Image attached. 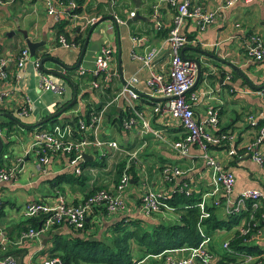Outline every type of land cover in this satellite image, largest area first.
I'll return each instance as SVG.
<instances>
[{
	"label": "crops",
	"instance_id": "1",
	"mask_svg": "<svg viewBox=\"0 0 264 264\" xmlns=\"http://www.w3.org/2000/svg\"><path fill=\"white\" fill-rule=\"evenodd\" d=\"M107 1L85 0L84 6L86 8L90 6L92 11L85 9L86 12L79 15L95 18L96 21L109 13ZM193 1L205 10H213L224 2V0ZM102 2L106 6L99 10L97 8L98 3ZM8 4L0 5V17L2 18L0 28L8 24V28L11 29L10 32H15L9 36L6 34V39L0 35V57L8 59L5 66L9 73L7 79L0 80V92H9L4 103H0V105L8 111H13L20 107L24 95H27L31 102L32 100L34 102L31 105L30 113L27 115L31 118L26 121L17 120L13 113L2 112L21 122L18 124L14 120L16 125H13V132H10L9 135L6 127L0 129V138L3 144H7H5L4 154L5 166L13 167L10 179L6 182H0V228L4 237L1 238L0 235V240H4L6 253L13 255L17 264H43L49 258V249L53 246V235L44 233L36 238L17 243L20 234L23 232L20 228L21 224L29 217L24 214L25 205L28 202H38L55 206L60 200L68 204L72 203L85 197L90 189L111 188L117 183L121 172L124 170L129 175V184L125 191V209L114 216L102 217L99 220L101 222L99 225H93L92 230L96 227L97 236H100L113 220L123 217L138 218L150 224L160 220L170 224L178 219L179 214L171 206V208H163L154 217L146 216L140 210V198L147 191L170 194L179 187L187 188L192 195L199 199L196 203L198 206L204 196L213 189L211 170L201 158V151L197 145H189L187 154L184 155L170 146L173 142L184 139V130L179 121L170 117L166 112H153V106L163 103L165 97L152 95L147 86L149 68L144 67L140 61L131 56L132 49L138 54L153 50L155 53L152 61L153 69L163 72L168 70L170 52L165 41V35L166 29L172 25L175 15V10L170 6L169 1L114 0L112 9L117 22V30L110 21L99 25L98 29L91 35L81 64L77 67L78 69L81 67L92 70L95 57L101 47H111L113 58L110 62L109 80L106 81L109 94L114 97L125 82L129 81L131 77H136L137 81L133 83V86L138 97L134 100V107L142 113L144 119L154 130L160 131V137L150 133L141 134L140 122L131 128H124L123 124L119 125L117 122L113 123L116 117L122 111H126L128 107L123 98H118L105 111L101 134L105 139L115 140L125 152L120 153L107 147L106 156L101 161L99 160V151L90 148L85 149L86 151L82 154L83 160H96V163L82 168L83 183L65 181L58 186L55 185V178L72 172L73 167L70 166L68 159L62 154H55L46 166L40 167L37 163V156L32 151L27 153V150L33 142L34 130L39 128H33L31 125L57 111V107L65 100H71L73 89L65 82L64 95L57 94L58 98L55 99L48 96L46 94L48 92L41 90L39 74L34 69L32 61L40 57L38 51H41L43 47H39L35 56L30 55L31 60L25 64L21 72L22 80L16 82L15 74L19 72L13 59L21 48H27L22 33L16 31V28L19 25L21 29L26 30L32 41H41L44 35L47 36L46 43L50 48L46 52L55 50L51 51L54 58L68 66L76 63L81 47L76 44L74 47L56 45L55 25L58 21L47 14L42 0H16L14 3L12 1ZM152 10L156 12L154 18L151 15ZM132 11L135 14L130 17L129 13ZM120 12L124 14L123 17L119 14ZM137 12L139 16L136 17ZM65 17L69 18L68 16ZM131 18L134 19L127 24ZM84 20L85 18L79 16L68 19L69 22L65 27L72 38L78 32H81L82 36L85 37L87 28L93 22L86 25ZM158 26H162V28L158 29ZM78 29L79 31H77ZM180 33L188 38L187 44L181 50V55L187 59L197 60L201 65L199 73L197 67L196 81L190 89V92L198 94L197 100L192 103L195 119L199 123H204L207 111L217 109L219 120L216 127H211L205 123L206 129L210 132H218V130L233 132L236 135L237 149L238 151L241 150L237 156L232 158L226 154L223 147L210 150L225 168H229L234 173L236 181L233 196L236 197L244 189L264 188V164H256L244 152L246 144L252 141L257 133L256 128L249 125L246 119L247 114H253L256 121L264 122V91L262 95L258 94V90L264 84V62H253L247 56L252 36L257 37L259 42L264 44V0L237 1L231 6L219 9L216 19L203 31L198 30L195 19L187 18L180 28ZM134 37L140 40L136 45L133 42ZM118 52L121 73L117 71L119 66ZM214 57L229 61L233 65L220 63ZM215 64H218L219 67H216ZM207 65L213 67L214 71L211 72ZM44 67L61 71L74 84L73 78L68 74L71 70H63L52 61H46ZM113 70L115 72H112ZM84 75L89 77V83L84 86L83 90L90 88V82L93 79L90 73ZM59 81L62 82L63 80L60 79ZM67 87L70 88L67 89ZM94 94L90 89L89 97L78 101L77 107L69 113L76 114L77 112L74 110L85 109L88 104L94 107L109 100L99 93ZM151 97L158 100H151ZM35 102L39 104V108L35 107L34 114H31ZM10 120V118L0 115V123H7ZM56 125L62 127V130L65 126H69L67 123L63 125L55 123L47 127L49 130H53V126ZM138 147L140 150L136 159H130L127 153L136 150ZM84 154H87L89 159H85ZM165 167L181 171V174L173 176V183L167 180L164 174ZM216 197L220 198L221 194L205 196V209L208 206H214L211 201ZM16 204L20 206L17 207ZM217 207L221 209H219L220 215L226 217L223 207ZM237 225L231 228L217 229L212 235L205 234L202 227L198 226V231L203 239H209L207 242L208 249L213 254L210 264H213L215 260L213 252L217 249L223 253V243L234 239L238 232ZM56 231L61 234L72 233L67 224L59 227ZM251 241L252 243H250ZM251 241L245 240L250 245L260 247L264 253V234L262 237L258 235L257 239ZM192 247L195 246L186 245L179 248L187 249L166 252L159 256L148 255L135 264H171L172 260L189 257ZM195 264L202 263L197 261Z\"/></svg>",
	"mask_w": 264,
	"mask_h": 264
},
{
	"label": "built area",
	"instance_id": "2",
	"mask_svg": "<svg viewBox=\"0 0 264 264\" xmlns=\"http://www.w3.org/2000/svg\"><path fill=\"white\" fill-rule=\"evenodd\" d=\"M13 0H0V5H5ZM169 4L175 10L172 25L169 29L166 43L168 44L170 58L169 67L166 72L157 71L153 69L152 61L154 59V51L149 50L144 54H138L134 49L131 51L132 58L140 61L144 67L149 68L150 74L147 80V86L151 90L152 95H163L165 100L161 104L153 106L154 113H167L170 117L179 121V124L184 130V139L173 142L170 146L178 151L181 155L187 154L189 145H197L201 151V158L205 161L208 168L211 170L213 189L205 196H216L218 193L224 199L220 202L219 198H214L211 202L214 206H222L225 214L233 215L236 213H243L249 211L247 217L243 218L237 225L240 235L247 236V240H255L258 235L264 234V224L260 225V221H264V188H248L242 190L236 197L233 196V188L235 185V175L229 169L225 168L220 160L213 155L210 150L213 148L223 147L226 154L232 158L238 155L236 144V135L232 133H218L210 132L205 127V123L211 127H216L219 115L217 109H209L207 111L206 121L199 123L195 119L192 103L197 100L198 94L190 92L197 76V64L192 59L184 58L181 55L182 48L187 44L188 38L180 33V28L183 26L187 18H193L197 22V28L200 31L210 25L217 17L219 9L228 7L237 1L249 2L250 0H224L223 4L213 10H205L200 5L194 3L193 0H168ZM48 15L59 21L65 17L66 7L64 3L58 0H42ZM68 9L72 7V2L67 6ZM155 11V10H154ZM130 17L134 16V12L129 13ZM74 17L85 18L86 25L95 21V18H86L85 15L74 14ZM72 16V17H73ZM155 15L153 16V18ZM140 40L136 37L133 42L136 45ZM251 46L247 51L248 59L253 62L264 61V44L260 43L258 38L252 36L250 38ZM58 46L69 47L75 46L73 42H67L62 35L58 36ZM113 58V49L108 46L101 47L94 60V67L92 70L79 68L80 75L90 73L93 79L90 82V88H100L101 83L109 80L110 62ZM14 63L19 73L15 74L16 82L22 80L21 72L25 64L31 60L27 48H21L14 57ZM8 62L5 57H0V79L8 78L3 67ZM34 69L39 74L40 88L44 92L56 93L63 96L65 93L64 81L56 80V77L45 74L39 69V59L35 58L32 61ZM99 76V79L96 78ZM137 81L136 77H131L129 81L125 82L120 91L112 98H110L98 112H95L90 117L89 121H78V136H72V127L65 126L64 130L60 126H53V130L35 131L33 142L30 144L27 153L32 151L38 158V165L40 167L46 166L51 157L61 152L62 154H72L74 157L69 162L73 167L76 175L82 174L83 170L79 166V162L83 160L82 154L85 149H93L99 151L100 155L106 154V148L110 147L114 150L124 153L125 151L118 145L115 140L105 139L102 136L103 116L108 106L116 101L118 98H123L126 105L131 109L133 115L123 121L124 128H131L137 122H140V133H150L153 136L160 137V131L154 130L148 121H146L141 112H138L134 107V100L138 97L133 83ZM264 87L258 90V94L262 95ZM9 92H0V103H4ZM32 102L27 95L23 96L22 104L19 107V116H27L31 111ZM73 111V110H71ZM77 112V110H74ZM249 124H255V115L248 114L246 116ZM68 125V124H67ZM140 147L136 150L128 152L127 156L130 159H136ZM245 154L258 165L264 164V125L261 126L256 133L255 138L248 142L244 147ZM11 170L8 172H0V182H6L11 177ZM165 176L170 174L172 176L181 174L179 169L164 168ZM129 184V175L124 170L121 172L118 181L111 188H101L92 192L85 197H82L77 203L68 204L60 200L55 206H48L38 202H28L25 205L24 214L27 216L35 215L42 211L48 213L49 216L44 220L43 224L38 229H28L23 231L17 243H21L26 239H33L41 234L48 232L54 224L71 225L77 229L84 226L88 217L93 211V208L98 205L105 207L108 214L113 215L125 209V191ZM180 191L184 188L180 187ZM161 193L154 191L145 192L141 200L140 210L146 215L150 216L153 213L160 211L161 207L171 208L167 203H161ZM204 196V198H205ZM220 197V198H221ZM203 200L198 204L201 218L208 217V212L205 211V203ZM261 209L262 213L256 218L255 213ZM0 235L2 230L0 228ZM208 238H204L197 246L190 249L189 257L172 260L171 264H195L200 261L202 264H210L213 259V254L209 251L207 242ZM252 243V241L250 242ZM187 248H173L166 252L181 251ZM224 252L233 257V260L227 264H264V253L252 254L249 252L233 250L229 242H224L222 245ZM0 250L4 251V255L0 256V264H17L16 259L6 254L4 240H0ZM159 256V255H154ZM43 264H61L59 257H49Z\"/></svg>",
	"mask_w": 264,
	"mask_h": 264
},
{
	"label": "trees",
	"instance_id": "3",
	"mask_svg": "<svg viewBox=\"0 0 264 264\" xmlns=\"http://www.w3.org/2000/svg\"><path fill=\"white\" fill-rule=\"evenodd\" d=\"M16 0H13V3ZM20 1V0H19ZM66 6L64 8L66 12V16L69 18L63 17L58 22H56L55 29H56V45L58 43V36L62 35L65 37L67 42H73L78 46H82L84 41V37L82 36L81 32L75 33L73 38L70 36L68 31L66 30L65 25L69 22L68 19L74 14H80L82 12L90 11V6L86 8L84 6L85 0H58ZM72 2V7L68 9V5ZM105 3H98L97 8L99 10L101 8H105ZM92 11V10H91ZM156 12L152 10V17ZM122 14L121 17H123ZM171 27V26H170ZM169 28L166 29L167 33L165 37H168ZM158 29L162 28V26H158ZM88 29V28H87ZM76 31V30H75ZM73 32V29H72ZM72 38V40H71ZM165 38V39H166ZM264 62V61H260ZM3 71H6V66L3 67ZM72 71V70H71ZM7 74H9L7 72ZM70 76V75H69ZM71 77V76H70ZM99 79V76L96 80ZM1 80V79H0ZM100 80V79H99ZM74 82V81H73ZM106 82L101 83L100 88H89L85 90L79 89V85L74 82V87L77 93V101L70 106L64 113H69V111L73 110L77 107V102L83 99H87L89 97L90 89L95 94L99 93L102 97H107L110 99L113 95L109 94V87L106 85ZM84 89V88H83ZM94 94V95H95ZM110 95V96H109ZM109 96V97H108ZM70 100L67 99L62 102L58 107L57 110L64 107ZM105 103L101 105H96L92 107L91 105H86L85 109H78L77 113H69L68 115H60L57 117L52 118L48 123L51 125L55 123H60L63 125L65 123L71 125L72 127V136H78V121L84 120L89 121L92 114L98 112L101 107ZM15 110V111H14ZM13 111H8L5 108H2L0 105L1 112H8L13 113L19 116V108L14 109ZM131 109L127 107L126 111H122L121 114L116 117L113 123L119 125L123 124V121L128 119V117L132 116ZM219 115V112H218ZM248 115V114H247ZM15 116V118H17ZM20 117V116H19ZM125 117V119H123ZM13 118V120H16ZM10 120L7 123L1 122L0 129L4 127L7 128V134L9 135L10 132H13V125H16L15 121ZM18 120V119H17ZM252 127H255L258 130L261 126L264 125V122L256 121L255 124H249ZM31 130L30 127H28ZM42 130H49L47 127V123L42 124L39 128L35 129L34 131H42ZM1 131V130H0ZM218 133H226V131L218 130ZM6 144V143H5ZM3 144V149L0 153V172L5 171L8 172L10 169L9 166H5L4 161V154L6 150V146ZM123 144V143H122ZM121 144V145H122ZM7 145V144H6ZM241 150H239L240 152ZM56 154V153H55ZM57 154H62L61 152H57ZM64 157L68 159L70 162L71 159L74 157L72 154L64 153L62 154ZM100 155V154H99ZM105 155H100L99 160H103ZM96 163V160L86 161L81 160L79 162V166L81 168H85L88 165H92ZM83 174V173H82ZM82 175H76L74 169L72 172L62 174L61 176L56 177L55 185L58 186L63 182H71V183H78L82 184L84 179L81 178ZM166 178L169 182H174L173 176L170 174L166 175ZM103 187H97L96 189H90L86 195L95 192L98 189ZM180 188V187H179ZM179 188L175 192L170 194H162L161 195V203H167L169 206L174 208V211L179 214V217L173 223H165L164 221L160 220L157 223L150 224L138 218H121L113 220L109 226H107L100 236H97V229L94 228L92 230L93 225H99L101 222L98 221L102 217H110L114 216L107 213L106 209L102 205L95 206L93 208L92 213L88 217L87 221L85 222L84 226L80 229H77L71 225L67 224V227L72 231L71 234H61L56 231L59 227H62L65 221L60 222L59 224H54L51 229L46 232L48 235H53L52 242L53 246L49 249V257H59L61 260V264H135L138 260L143 259L148 255H162L165 254L167 250L173 248H179L183 246H197L203 237L200 235L198 231V226H201L204 230L205 234L212 235L215 230L217 229H226L231 228L234 225L240 223V221L247 217L249 211H245L243 213H236L233 215H228L223 217L219 213L220 207L217 206H208L205 209L208 212V217L201 218V212L199 207L197 206V202L199 201L190 190L187 188L183 191H180ZM220 202H223L224 199L221 197L219 198ZM79 200H75L72 203H77ZM163 207H161L160 211L153 213L149 217H154L158 215ZM221 210V209H220ZM121 212V211H120ZM262 213L261 209L255 213L256 218L260 216ZM49 216L48 213H44L42 211L37 212L35 215L29 216L28 219L22 222L21 231H27L28 229H38L40 225L43 224L44 220ZM101 217V218H100ZM264 224V221H260V225ZM94 227V226H93ZM92 230V231H91ZM247 236L239 235L236 233L234 239L230 240L229 245L231 248L246 251L249 253H256L260 254L262 249L257 245H250L247 240ZM6 251V250H5ZM7 252V251H6ZM215 260L213 264H227L228 262L233 260V257L230 256L226 252H221V250H215L214 252ZM5 253L3 250H0V256H3ZM7 254V253H6ZM9 254V253H8ZM11 255V254H10ZM13 256V255H12ZM14 257V256H13Z\"/></svg>",
	"mask_w": 264,
	"mask_h": 264
},
{
	"label": "water",
	"instance_id": "4",
	"mask_svg": "<svg viewBox=\"0 0 264 264\" xmlns=\"http://www.w3.org/2000/svg\"><path fill=\"white\" fill-rule=\"evenodd\" d=\"M114 0H108L107 1V5L109 7V13L107 15H104L102 17H100L99 19H97L96 21H94L87 29L86 31V35L84 37V41L82 43V46H81V49H80V52H79V56H78V59L76 61V63L74 65H71V66H68V65H65V63H62L61 61H59L58 59L54 58L53 55L45 52L43 53V55H40V57L38 58L39 59V69L40 71L46 73V74H49L53 77H56V78H59V79H62L65 82L68 83V85H70L73 89V95H72V98L71 100L66 104L64 105V107L60 108L59 110L55 111L54 113H52L51 115H49L48 117L40 120L39 122H37L36 124L34 125H31L33 128L34 127H39L41 126L42 124L44 123H47L48 121H50L52 118L54 117H57V116H60L62 113H64L70 106H72L76 101H77V93H76V90H75V87H74V84L71 82V80L64 74L62 73L61 71H58L56 69H46L44 67V63L46 61H52L54 63H56L57 65H59L61 68H63V70H73L74 68H77L80 66L81 64V61H82V58L85 54V50H86V47L88 45V41L91 37V35L93 34L94 31H96L99 27V25L103 24L104 22L106 21H110L113 23L115 29L117 30V22H116V19H115V16H114V13H113V9H112V2ZM139 16V13L137 12L136 13V17ZM134 18H131L127 21V24L129 23L130 20H133ZM80 29V27H79ZM79 29L77 31H79ZM16 31L18 32H21L24 39H25V43L27 45V48L29 50V53L31 56H35L36 55V52L37 50L39 49V47H44L46 45V41H47V36H43L42 37V40L41 41H32L29 37H28V32L26 30H23L19 27L16 28ZM15 31H11L8 34V36L10 34H13ZM215 60H217L218 62L220 63H227L229 65H233L231 62H227L225 60H221V59H218L217 57H214ZM118 61H119V66L117 68V71H121V68H120V57H119V52H118ZM197 64V67H198V73L200 72V62L197 61V60H194ZM211 72L214 71L213 67H211L210 65H207ZM216 67H219L218 64H215ZM207 67V68H208ZM112 72H115L114 70ZM121 73V72H120ZM222 73V71H221ZM221 81V79H220ZM195 84V83H194ZM264 87V84L260 87V88H263ZM151 100H158L157 98H154V97H151L150 98ZM0 115H3V116H6L8 118H10L11 120H13V117H11V115H7L6 113H2L0 112ZM14 121V120H13ZM18 124H21V122L15 120ZM24 126V125H23ZM30 126V127H31ZM3 149V142L0 138V153ZM85 159H89V156L87 154H84L83 155ZM249 156V155H248Z\"/></svg>",
	"mask_w": 264,
	"mask_h": 264
},
{
	"label": "rangeland",
	"instance_id": "5",
	"mask_svg": "<svg viewBox=\"0 0 264 264\" xmlns=\"http://www.w3.org/2000/svg\"><path fill=\"white\" fill-rule=\"evenodd\" d=\"M9 5V4H8ZM125 5L127 6V7H129L126 3H125ZM121 16H122V14H121V12L119 13ZM2 22V18L0 17V23ZM10 30L11 29H9L8 28V24L7 25H5L4 27H1L0 28V35L2 36V37H4L5 39H6V34L8 33V32H10ZM17 33V32H16ZM58 46V45H57ZM71 47H74V46H71ZM50 47H49V45L47 46V43H46V45L43 47V49L41 50V51H38V55H42V53H45L48 49H49ZM51 51H55V50H50L49 51V54H53V53H51ZM100 51V50H99ZM98 51V52H99ZM84 64V63H83ZM82 64V65H83ZM44 73V72H43ZM46 74V73H45ZM68 74L71 76V78H73V81L74 82H76L78 85H79V89H81V90H83V88H84V86L86 85V84H88L89 83V77L87 78V77H85L86 75H80L79 74V72H78V68H74L72 71H70V72H68ZM56 80H58V78H56ZM88 81V82H87ZM68 88H70V87H67V89ZM48 96H52L54 99L55 98H58V95L57 94H53V93H51V92H48V93H46ZM61 98V97H60ZM34 101L32 100V103H33ZM35 107L38 109L39 108V104H37L36 102H35V105H34V109H33V113H31V114H34V110H35ZM15 116H17V115H15ZM31 118V116L30 117H28V116H25V117H19V116H17V119L18 120H20V121H26L27 119H30ZM50 125V123H48L47 122V126H49ZM121 144V143H120ZM18 204V203H17ZM16 204V206L18 207V206H20V205H17ZM101 218V217H100ZM100 220V219H99ZM98 220V221H99Z\"/></svg>",
	"mask_w": 264,
	"mask_h": 264
}]
</instances>
